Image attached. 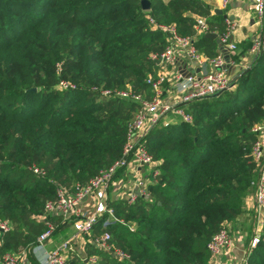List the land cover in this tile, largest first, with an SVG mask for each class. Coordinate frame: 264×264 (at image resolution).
Returning a JSON list of instances; mask_svg holds the SVG:
<instances>
[{"label":"trees","instance_id":"trees-1","mask_svg":"<svg viewBox=\"0 0 264 264\" xmlns=\"http://www.w3.org/2000/svg\"><path fill=\"white\" fill-rule=\"evenodd\" d=\"M140 1L0 0V222H15L0 229V253L27 244L31 257L46 225V199L122 155L136 101L93 87L151 92L147 77L158 65L150 52L169 38L149 17L188 34L191 13L209 9L202 0H149L148 9ZM208 22L224 29L225 20ZM195 44L208 56L219 49L204 33ZM232 57L239 60L238 53ZM236 73L231 87L182 103L190 121L161 118L144 133L141 141L159 161L148 195L132 202L112 196L114 216H99L86 233L87 255L67 264H91L92 255L95 264H211L206 243L221 225L233 227L248 214L251 228L255 219L244 200L258 173L249 148L256 136L251 126L264 115V45ZM62 79L75 86H61ZM49 218L55 233L61 216ZM104 230L129 258L93 243ZM249 242L244 264H264V221L256 244Z\"/></svg>","mask_w":264,"mask_h":264},{"label":"built area","instance_id":"built-area-1","mask_svg":"<svg viewBox=\"0 0 264 264\" xmlns=\"http://www.w3.org/2000/svg\"><path fill=\"white\" fill-rule=\"evenodd\" d=\"M231 0H221L222 6L226 7ZM252 8L259 14L262 13L264 0H253ZM150 23L154 27L161 28L168 33V43L160 50L150 52V58L155 60L158 69L156 75H148L147 82L151 92H138L132 88H96L104 95L114 94L129 96L136 101V108L129 122L127 140L124 142L122 155L115 159L109 166L100 169V171L89 178L85 183H77L74 189L59 185L56 196L48 199L44 205L45 228L38 235L37 242L33 250L42 248L46 241L54 233L55 223L49 217L54 214L62 215L66 218H72L74 225L79 233H89L93 224L99 216L109 213L114 216V208L109 205L112 197L111 188L114 176L118 170L129 166L135 169H145L148 179L135 177L132 181L128 199L129 202L135 200L137 195H148L146 189L149 179H157L159 169L158 160L154 159L147 146L141 141L144 133L154 126L168 112L176 113L183 120L190 121L192 114L182 105L184 102L199 99L210 94L216 93L222 89L231 87L236 76V72H231L230 67L236 65V60L232 53L236 49V43L231 40V33L236 27L235 20L225 18V26L222 31H215L210 23L202 16L195 18L193 22L194 31L188 34L178 32L174 23H162L149 17ZM205 32H216L219 38V44L224 46L228 53L220 48L213 55H205L195 44L197 37ZM264 45V39L260 34L252 38L249 47L253 55H258ZM185 62L188 69H176L172 75L166 73L165 66ZM167 80H172L174 91L177 93L176 101L167 99L164 95L165 84ZM60 85L64 87L75 86V83L68 80H60ZM251 131L255 133V139L252 141L249 154L258 166L256 178L252 181L254 185V201L256 208H264V115L251 126ZM35 172L44 173L45 169L33 165ZM95 196V209L88 212L82 205L84 198ZM10 228L7 220L0 223V229L6 231ZM259 234H253L250 239L249 247L256 244ZM234 242L230 227L221 225L209 238L206 243L211 256V264H223L221 255ZM73 236L62 240L55 248L49 250L46 256V264H67L69 252L73 249ZM93 243L99 248L110 252L121 258H129V252L111 241V233L104 230L95 236ZM96 260V256L92 257ZM0 264H19V256L13 251H6L0 255ZM244 264V258L241 260Z\"/></svg>","mask_w":264,"mask_h":264},{"label":"crops","instance_id":"crops-1","mask_svg":"<svg viewBox=\"0 0 264 264\" xmlns=\"http://www.w3.org/2000/svg\"><path fill=\"white\" fill-rule=\"evenodd\" d=\"M206 5H208L209 9L204 13L192 12V16L194 19L198 16H202L208 21L213 22H222L226 17L233 19L236 21L237 25L231 33V40L236 43V49L232 53V55L239 54V60L236 61V65L230 67L231 72L238 71L239 69H243L251 64L254 58L257 55H253L249 48L245 51L239 53L243 46L248 44V42H252V38L260 34L262 37L264 35V7L261 14H259L256 10L252 8L253 0H231L226 7L222 6L221 0H202ZM222 9V13H218L216 9ZM226 14L227 16H224ZM216 15H220L217 17ZM263 34V35H262ZM264 39V38H263ZM218 47L228 53L226 48L221 44ZM182 69V71H186L188 69L186 63L182 61H177L175 64H169L165 66L166 73L169 77L172 75L173 71L176 69ZM164 95L167 99L176 101L177 93L174 91L173 82L169 80V84L165 86ZM126 172L135 176L142 177L143 179H148L147 171L143 168L135 169L131 166L125 168ZM135 179V178H134ZM133 179V180H134ZM124 190L121 186V181L114 180L111 188V195L113 197L121 196L128 197L127 194L129 192V187L124 182ZM96 198L95 196H88L83 199L82 205L88 212H92L93 207L95 205ZM245 209L247 212H250L255 219V226L246 227L248 214L242 216L237 222L240 224L238 228L234 229L233 244L227 248L224 253L221 255V260L223 264H241V260L244 258L245 250H246V241H250L253 234L257 231L261 232V224L264 221V214H261L260 211L256 208L254 201V190L250 194L245 197L244 200ZM55 215V214H54ZM61 219L57 220V229L55 233L51 235V237L46 241L45 245L38 250H33L31 257L28 255V252H24V256L22 257L20 264H46V256L47 252L53 248H55L62 240L73 236V249L69 252V257L73 256H82L85 257L88 251V241L86 238V234L77 232L74 221L72 218H66L62 215ZM245 217V218H244ZM42 218V217H41ZM259 219V220H258ZM257 220V221H256ZM236 222V223H237ZM257 222V223H256ZM233 228V227H232ZM0 243H1V234H0ZM23 245V244H22ZM19 248V247H18ZM2 253H0L1 255ZM92 255L90 259L92 260Z\"/></svg>","mask_w":264,"mask_h":264},{"label":"rangeland","instance_id":"rangeland-1","mask_svg":"<svg viewBox=\"0 0 264 264\" xmlns=\"http://www.w3.org/2000/svg\"><path fill=\"white\" fill-rule=\"evenodd\" d=\"M169 84V80L166 81V84L165 85H168ZM180 116H178L176 113H173V112H168L165 116L162 117V120L165 121V122H168V121H172V120H175V119H179ZM126 169H123L119 172V174H117L116 176H114V180H117V181H121V186H122V189L124 190V182H126V185L130 186L133 179L135 178V176L127 173L125 171ZM128 196V194H127ZM50 199L49 197L46 199V201ZM45 201V202H46ZM95 209V205L93 207L92 210ZM261 212V214H264V208L261 209V210H258ZM7 220V219H6ZM259 220V219H258ZM8 223H9V226L10 228H12L13 226H15V222L12 221V220H7ZM257 221V220H256ZM1 223V222H0ZM251 227L255 226V229L257 228L256 224H255V221L253 222V220H251ZM257 223V222H256ZM254 224V225H253ZM240 224L237 222L236 224L234 223V226L232 228L231 224H229V227H230V230H231V233L233 234V232L235 231L234 229L238 228ZM41 233V232H40ZM260 231L256 232L255 234H259ZM73 246V245H72ZM118 246V245H117ZM23 251L26 253L29 251V247L28 245L26 244H23V245H20L19 248L15 251H13L14 253H16V255L19 256V264H20V261L22 259V257L24 256L25 253H23ZM96 260L95 261H92L91 264H95Z\"/></svg>","mask_w":264,"mask_h":264},{"label":"water","instance_id":"water-1","mask_svg":"<svg viewBox=\"0 0 264 264\" xmlns=\"http://www.w3.org/2000/svg\"><path fill=\"white\" fill-rule=\"evenodd\" d=\"M140 2H141V6H142L143 9H148L149 8V6H150L149 0H141ZM215 11L218 12V13H222L223 12V10L220 9V8L216 9ZM224 16H227V15L224 14ZM204 35L207 36V37L215 39L216 42L219 43V38L217 37L216 32H205Z\"/></svg>","mask_w":264,"mask_h":264}]
</instances>
